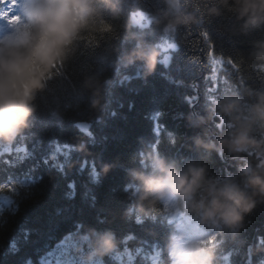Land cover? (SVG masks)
I'll use <instances>...</instances> for the list:
<instances>
[{"label": "trees", "instance_id": "trees-1", "mask_svg": "<svg viewBox=\"0 0 264 264\" xmlns=\"http://www.w3.org/2000/svg\"><path fill=\"white\" fill-rule=\"evenodd\" d=\"M194 3L190 0V7ZM120 7L131 18V32L86 33L37 95L29 127L12 143H0V184L14 183V189L0 192V264H45L51 254L86 264L95 233L105 230L115 233L117 247L90 264H171L165 241L175 209L165 211L161 203L149 216L138 215L128 196L127 170L147 164L149 149L181 162L200 160L191 137L220 120L197 126L189 117L195 121L206 115V107L223 95L242 94V87H235L240 76L246 85L264 88V70L248 58L264 29L233 33L226 28L233 22L231 13L208 18L200 10L197 26L165 34L152 23L163 14L164 0H124ZM205 29L216 46L212 61L200 35ZM173 35L177 47L168 50L165 64L158 45ZM137 37L161 49L148 76L142 61L130 65L123 59ZM221 55L235 60L239 72L220 73L230 91L220 83L216 93H209L212 81L206 77ZM89 78L102 85L98 109L92 107ZM205 163L212 176L237 172L238 162L226 152H213ZM104 164L111 165L107 172ZM217 239L222 264H264V251H255L264 244V202L245 216L235 234L225 229Z\"/></svg>", "mask_w": 264, "mask_h": 264}, {"label": "clouds", "instance_id": "clouds-1", "mask_svg": "<svg viewBox=\"0 0 264 264\" xmlns=\"http://www.w3.org/2000/svg\"><path fill=\"white\" fill-rule=\"evenodd\" d=\"M123 3L124 0H17L11 14L16 23L9 24L4 19L7 26L0 35V143H12L29 127L37 110V95L48 87L56 66L76 52L86 33L101 32L107 25L111 31L131 32V18L120 7ZM164 3L163 14L152 23L165 34L176 33L180 26H197V5L208 18L231 13L234 19L226 28L233 33L247 35L264 29V0H195L191 7L190 0ZM160 51L156 44L137 37V43L123 59L130 65L142 61L144 75L148 76L156 69ZM248 58L264 67V38L253 42ZM88 83L94 96L92 107L98 109L102 85L90 78ZM241 91L242 94L234 92L214 100L206 107L207 114L198 115L195 121L189 117L197 126L213 122L214 118L225 125L215 123L214 128L205 127L202 134L191 137L200 160L187 158L181 162L149 149L144 156L146 167L127 170L131 180L126 186L131 189L128 196L135 202L138 215L147 217L161 203L172 202L203 229L197 232L181 217L170 214L165 248L171 264H222L218 239L211 241L212 234L222 236L225 229L235 234L245 216L264 202V88L245 85ZM213 152L231 155L238 162L236 174L209 175L205 161ZM110 167L104 164L102 171ZM117 244L111 230L96 232L91 250L84 256L86 264L112 252ZM255 251H264V244Z\"/></svg>", "mask_w": 264, "mask_h": 264}, {"label": "snow or ice", "instance_id": "snow-or-ice-1", "mask_svg": "<svg viewBox=\"0 0 264 264\" xmlns=\"http://www.w3.org/2000/svg\"><path fill=\"white\" fill-rule=\"evenodd\" d=\"M17 4V0H0V18L7 19L8 17H11L12 10L16 7ZM5 5H7L8 7H4ZM196 10L199 12L200 8L199 5L196 6ZM201 18H200V26L204 25L205 22V16L203 15V13L201 12L200 14ZM102 31H107L110 32L111 31V26L107 25L105 26L104 29H102ZM190 31V29H189ZM200 35L203 37L205 44L207 45L208 51L206 53L207 59L209 61L213 60L214 57V52H215V43L214 41L211 39L207 29H205L204 31H202L200 33ZM159 47H161L164 50V57H163V61L165 64L168 62L169 60V56H168V50L169 49H175L177 47V44L175 42V35L169 37V42L166 44H160L158 45ZM203 51V50H201ZM261 70H264V67L260 66ZM231 69L232 71L235 72H239V66L238 63L233 60L231 57H228L225 59V57L223 55H221L219 57V59L214 62L212 64L211 70L208 74V77H206V79H210L212 81V84L208 87L207 91L209 93H216L217 89L220 85V83H223L226 87H225V92L230 91L231 87H228V80L226 76H222L220 73L221 72H226L228 69ZM246 85V81L245 79L240 76L236 82L235 87L241 88L243 86ZM216 97L215 95H209L208 99L214 98ZM220 127L225 126L223 121L221 120L219 125ZM84 130L87 131V127L84 126ZM155 147V145H154ZM142 164H144V166L146 167V163H144V161H141ZM14 189V183L12 184H0V192H3V190H11ZM171 207L173 209H175V215L181 217L182 220H184L186 223H188L191 227H193V229L197 232L199 231H203V229L199 226L196 225L192 222L190 217L185 216L178 208H175L174 204L172 202H165L164 204V210L167 211L168 208ZM153 211H157L156 209H153ZM169 222H171V218H169ZM218 236V233H213L212 236L210 237L211 241H215L216 238ZM204 243H208V241H204ZM154 264H156V261H154Z\"/></svg>", "mask_w": 264, "mask_h": 264}, {"label": "rangeland", "instance_id": "rangeland-1", "mask_svg": "<svg viewBox=\"0 0 264 264\" xmlns=\"http://www.w3.org/2000/svg\"><path fill=\"white\" fill-rule=\"evenodd\" d=\"M12 14V13H10ZM9 24H13L14 17L7 18ZM6 21H0V35L3 34V31L6 29ZM45 264H72V262H64L59 257V254H51L48 260L45 261Z\"/></svg>", "mask_w": 264, "mask_h": 264}]
</instances>
